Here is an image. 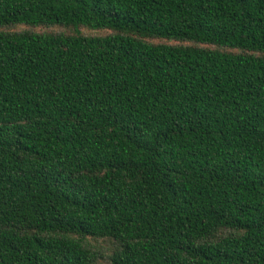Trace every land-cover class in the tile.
I'll return each instance as SVG.
<instances>
[{
	"label": "trees",
	"instance_id": "obj_1",
	"mask_svg": "<svg viewBox=\"0 0 264 264\" xmlns=\"http://www.w3.org/2000/svg\"><path fill=\"white\" fill-rule=\"evenodd\" d=\"M104 260L264 264V0H0V264Z\"/></svg>",
	"mask_w": 264,
	"mask_h": 264
},
{
	"label": "rangeland",
	"instance_id": "obj_2",
	"mask_svg": "<svg viewBox=\"0 0 264 264\" xmlns=\"http://www.w3.org/2000/svg\"><path fill=\"white\" fill-rule=\"evenodd\" d=\"M28 29L27 27L25 26H18L12 30L14 31H23V30H26ZM36 32L38 33H41V32H49V31H53V32H59L60 30L56 27H51V28H36L35 29ZM82 33L85 34V35H99V34H106L107 32L106 31H92V30H87V29H84L82 30ZM159 42V41H157ZM103 264H107V262L104 260L103 261Z\"/></svg>",
	"mask_w": 264,
	"mask_h": 264
}]
</instances>
